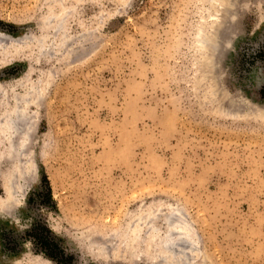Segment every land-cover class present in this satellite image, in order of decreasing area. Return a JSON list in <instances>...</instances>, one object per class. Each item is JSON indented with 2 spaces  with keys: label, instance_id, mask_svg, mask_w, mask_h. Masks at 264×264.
I'll use <instances>...</instances> for the list:
<instances>
[{
  "label": "rangeland",
  "instance_id": "1",
  "mask_svg": "<svg viewBox=\"0 0 264 264\" xmlns=\"http://www.w3.org/2000/svg\"><path fill=\"white\" fill-rule=\"evenodd\" d=\"M263 87L264 0H0V264H264Z\"/></svg>",
  "mask_w": 264,
  "mask_h": 264
},
{
  "label": "bare ground",
  "instance_id": "2",
  "mask_svg": "<svg viewBox=\"0 0 264 264\" xmlns=\"http://www.w3.org/2000/svg\"><path fill=\"white\" fill-rule=\"evenodd\" d=\"M144 218H146L144 223L148 224L146 229L147 230L146 236H148L149 238L148 242L150 245L148 249L149 254L145 257L147 263L148 264H188L189 262H187L186 260L182 259L181 257H177L176 252L179 248L176 250L175 248L177 247H173L175 246L173 244H177V246L179 245L182 249V246L187 244V242L188 244L190 243L189 242L190 236H188L186 232L182 230L181 212L179 210H170V215H167V213L157 212L156 210H150L145 213ZM173 223L174 225L176 223L178 228L176 231L174 232L172 231L171 234L169 230L172 227ZM132 225H134L133 222L130 225L131 231L129 233V237L130 238L135 237V239L140 238L139 236L140 230L137 229L136 227L135 228L132 227ZM173 249H175L176 252ZM180 250L178 253H183L182 251L180 252ZM96 253L97 255L100 254V256L98 255L95 258H97V260L101 262H104L106 259V253L108 252L103 249H99V251L97 250ZM185 253L187 254L188 252Z\"/></svg>",
  "mask_w": 264,
  "mask_h": 264
},
{
  "label": "trees",
  "instance_id": "3",
  "mask_svg": "<svg viewBox=\"0 0 264 264\" xmlns=\"http://www.w3.org/2000/svg\"><path fill=\"white\" fill-rule=\"evenodd\" d=\"M261 95L264 97V87L261 90ZM30 200L39 201V204L50 209L55 208V204L52 200L50 182L46 176L42 181L41 188L37 193H33L30 196ZM29 235L36 249H40L50 258L57 260L58 252L65 254L61 248L59 239L53 234L45 222L36 223Z\"/></svg>",
  "mask_w": 264,
  "mask_h": 264
}]
</instances>
